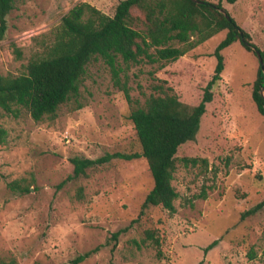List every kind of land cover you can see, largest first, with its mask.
Instances as JSON below:
<instances>
[{
	"label": "rangeland",
	"instance_id": "rangeland-1",
	"mask_svg": "<svg viewBox=\"0 0 264 264\" xmlns=\"http://www.w3.org/2000/svg\"><path fill=\"white\" fill-rule=\"evenodd\" d=\"M86 1L112 15L119 0H16L0 40V73L22 72L34 38L77 2ZM218 2L219 0H207ZM224 9L264 49V0L221 1ZM218 32L176 60L125 65L130 100L114 84L108 65L91 59L82 75L78 101L59 106L53 119L34 120L21 107L17 115L0 109L7 130L0 145V262L14 264H252L253 248L264 247V206L240 219L264 199V116L251 98L258 60L237 41L222 50L224 69L213 85L193 140L176 153L172 184L174 211L150 205L139 215L153 182L143 157L114 158L86 170L85 176L58 184L72 173L70 157L95 159L105 153L140 152L128 115L150 95L174 92L196 105L212 77ZM12 43L20 49L16 58ZM171 88V90H169ZM80 105V107H78ZM206 159V167L182 162ZM30 184L23 194L8 183ZM80 190V192H79ZM204 193V196H201ZM120 229L116 239L112 234ZM159 239L160 254L145 231ZM216 244L205 251V247Z\"/></svg>",
	"mask_w": 264,
	"mask_h": 264
},
{
	"label": "trees",
	"instance_id": "trees-1",
	"mask_svg": "<svg viewBox=\"0 0 264 264\" xmlns=\"http://www.w3.org/2000/svg\"><path fill=\"white\" fill-rule=\"evenodd\" d=\"M221 1L119 0L112 15L86 1H79L46 33L34 38L39 51L32 54L22 72L17 75L0 73V109L17 115L19 108L23 107L34 120L44 117L53 119L60 105L70 100L78 101L81 78L91 59L99 57L108 65L114 84L129 101V87L126 80L122 81L119 76L123 71L121 61L128 65L143 59L149 62L176 60L218 32L226 31L213 50L216 59L214 72L196 105L179 100L174 92L162 91V94L150 95L142 105L132 108L128 115L136 132L140 152L105 153L95 159L72 156L69 159L73 165L72 173L58 187L70 179L85 176L87 169L105 164L111 159L143 157L153 185L141 203L139 215H143L150 205L161 206L171 212L175 210L174 200L178 193L172 180L176 153L182 144L195 138L206 104L212 100L211 89L221 79L224 69L222 50L238 41L253 54L254 48L259 50L264 67V49L257 48L250 41L249 33L237 24ZM226 1L234 3L237 0ZM15 2L0 0V40L4 38L6 18ZM12 47L15 57L19 58L20 49L15 43H12ZM250 95L257 112L264 116V74L260 64ZM6 139L7 130L0 125V145ZM181 160L184 163L191 161L192 164L201 160L205 167L207 165L204 158L182 157ZM8 186L20 194L30 190V184L21 183V180L10 181ZM263 206L264 199L244 210L240 219L253 215ZM124 230L114 232L112 237L116 239ZM145 238L154 244L159 255L160 243L153 230H146ZM262 238L264 242V229ZM216 242L213 240L209 243L205 251ZM247 254L249 259L258 257V261L252 264H264V247L260 254L253 248ZM86 255L76 257L73 263L79 262Z\"/></svg>",
	"mask_w": 264,
	"mask_h": 264
},
{
	"label": "water",
	"instance_id": "water-1",
	"mask_svg": "<svg viewBox=\"0 0 264 264\" xmlns=\"http://www.w3.org/2000/svg\"><path fill=\"white\" fill-rule=\"evenodd\" d=\"M195 1H196V0H195ZM197 1H198V0H197ZM254 51H255V54H256V56H257V60H258V62H259V64H260V66L262 67V71H263V74H264L263 61H262V58H261V55H260V51L257 50V49H255V48H254Z\"/></svg>",
	"mask_w": 264,
	"mask_h": 264
}]
</instances>
